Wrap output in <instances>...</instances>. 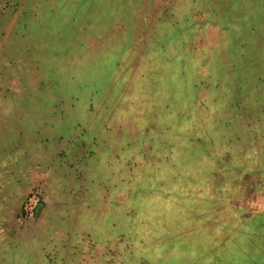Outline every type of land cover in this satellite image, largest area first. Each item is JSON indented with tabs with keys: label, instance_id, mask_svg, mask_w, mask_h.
<instances>
[{
	"label": "rangeland",
	"instance_id": "1",
	"mask_svg": "<svg viewBox=\"0 0 264 264\" xmlns=\"http://www.w3.org/2000/svg\"><path fill=\"white\" fill-rule=\"evenodd\" d=\"M0 264H264V0H0Z\"/></svg>",
	"mask_w": 264,
	"mask_h": 264
},
{
	"label": "bare ground",
	"instance_id": "2",
	"mask_svg": "<svg viewBox=\"0 0 264 264\" xmlns=\"http://www.w3.org/2000/svg\"><path fill=\"white\" fill-rule=\"evenodd\" d=\"M106 54H107V52H106Z\"/></svg>",
	"mask_w": 264,
	"mask_h": 264
}]
</instances>
